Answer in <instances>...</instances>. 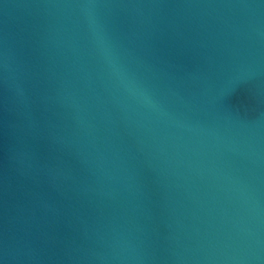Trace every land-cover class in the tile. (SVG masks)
<instances>
[{"label": "water", "instance_id": "obj_1", "mask_svg": "<svg viewBox=\"0 0 264 264\" xmlns=\"http://www.w3.org/2000/svg\"><path fill=\"white\" fill-rule=\"evenodd\" d=\"M0 264H264V0H0Z\"/></svg>", "mask_w": 264, "mask_h": 264}]
</instances>
